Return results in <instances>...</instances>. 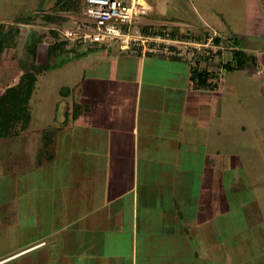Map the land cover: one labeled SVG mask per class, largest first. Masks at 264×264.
Returning a JSON list of instances; mask_svg holds the SVG:
<instances>
[{"label":"crops","instance_id":"crops-1","mask_svg":"<svg viewBox=\"0 0 264 264\" xmlns=\"http://www.w3.org/2000/svg\"><path fill=\"white\" fill-rule=\"evenodd\" d=\"M180 2H148L150 22L141 28L181 32L208 24L223 42L235 43L234 33H224L221 23L197 9L191 17ZM243 12L240 39L264 37V0H248ZM18 14L13 10L12 18ZM241 48L261 65L254 55L258 48L247 43ZM98 54L105 59L81 71L75 84L81 88L66 103L59 128L71 129L66 149L81 155L70 168L76 172L70 190L76 208L84 202L86 210L69 212L73 194L63 197L56 211L40 216L49 233L0 262L32 250L36 264H204L199 241L213 221L210 134L219 118L223 80L216 88L198 86L192 69L205 66L183 59L104 47ZM207 249L210 262L218 264L217 245Z\"/></svg>","mask_w":264,"mask_h":264},{"label":"rangeland","instance_id":"rangeland-1","mask_svg":"<svg viewBox=\"0 0 264 264\" xmlns=\"http://www.w3.org/2000/svg\"><path fill=\"white\" fill-rule=\"evenodd\" d=\"M180 1L191 17L196 18L192 12L197 15V9L208 21L221 23L224 33H234L235 43L234 39L233 44L229 43L233 48L243 47L245 43L258 48L254 55L261 60L260 66L253 62L243 70L223 72L224 93H217L219 118L213 122L215 126L210 134L209 150L215 169L207 172L208 178L213 179L209 182L213 186V221L204 227V238L199 245L204 264H215L210 262L212 252L207 249L210 245L218 247V264H264V37H239L244 31L243 10L248 0ZM216 7L224 15L216 13ZM13 10L19 13L17 20L12 18ZM76 14L75 8L57 6V0H0V23L6 24L10 35L17 26L21 30L17 46L7 41L1 55L0 90L15 84L24 71V64H29L28 44L33 33L44 37L39 43L38 61L45 62L53 36L49 31L74 27L81 21ZM147 22H150V12L136 16L133 32ZM67 41L69 49L63 57L69 62L39 75L23 131L0 138V259L48 234L49 225L40 216L43 212L56 211L63 197L73 194L69 212L86 210L84 202L76 208L75 191L70 190L76 175L70 168L81 155L78 150L66 149V134H72L71 129L69 132L59 128L64 126L66 103L81 88H75L81 80V71L84 73L86 67L92 68L105 59L97 57L103 47L115 52L122 50L117 42H112L94 45L95 52L87 51L80 58H72L73 54L87 49ZM227 52L231 55L232 50ZM57 60L52 58L51 63ZM218 60L217 57L215 61ZM48 128L57 130L51 148L56 158L40 163L44 132ZM101 189L93 194L96 201L101 198ZM99 203L95 202L94 206ZM25 253L0 264H36L35 253L32 250Z\"/></svg>","mask_w":264,"mask_h":264},{"label":"built area","instance_id":"built-area-1","mask_svg":"<svg viewBox=\"0 0 264 264\" xmlns=\"http://www.w3.org/2000/svg\"><path fill=\"white\" fill-rule=\"evenodd\" d=\"M151 5L145 0H85L74 27L60 30L62 36L77 42L84 49L94 45H109L117 42L124 52L140 55H158L183 59L192 65L202 63L205 68L219 76L221 83L227 51L234 50L222 41V34L210 25L203 30L187 29L178 32L174 29L143 28L133 32L136 16L147 14ZM218 57V61L215 59Z\"/></svg>","mask_w":264,"mask_h":264},{"label":"trees","instance_id":"trees-1","mask_svg":"<svg viewBox=\"0 0 264 264\" xmlns=\"http://www.w3.org/2000/svg\"><path fill=\"white\" fill-rule=\"evenodd\" d=\"M83 0H74L68 2L66 0H57V6L71 9L75 8L78 12L83 5ZM11 35V31L6 24L0 23V58L3 51L6 49V42L17 46L21 30L19 26ZM150 27L144 26L145 31L149 30ZM52 40L48 44L47 59L45 62L38 61L39 43L42 42L43 36L37 33H33L31 42L28 44L30 53V62L28 65L24 64V71L19 77L18 81L10 86H7L4 90H0V138H9L19 134L23 131L24 125L30 116V104L34 93L36 83L39 75L47 70L63 67L67 62V59L63 55L68 50L69 41L65 40L61 32L56 30L49 31ZM73 42V41H71ZM75 47H80V44L73 42ZM74 49V47H73ZM95 49V46H90L86 51H80L72 55L81 57L85 52H90ZM58 59L51 63V59ZM254 62L253 56L244 49L237 48L232 50V59L224 64L225 70H243ZM193 78L196 84L200 87L207 86L210 88L218 87L219 76L216 73L208 71L206 68L194 67L192 69ZM55 131L52 128H48L44 132V144L40 150L39 162L50 161L54 159V154L51 152V137ZM50 150V151H49Z\"/></svg>","mask_w":264,"mask_h":264}]
</instances>
